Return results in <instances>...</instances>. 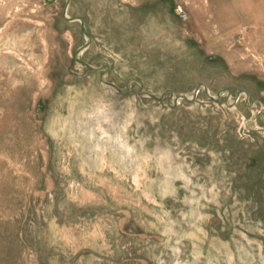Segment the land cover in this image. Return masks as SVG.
<instances>
[{"label": "rangeland", "instance_id": "1", "mask_svg": "<svg viewBox=\"0 0 264 264\" xmlns=\"http://www.w3.org/2000/svg\"><path fill=\"white\" fill-rule=\"evenodd\" d=\"M0 264H264V0H0Z\"/></svg>", "mask_w": 264, "mask_h": 264}]
</instances>
